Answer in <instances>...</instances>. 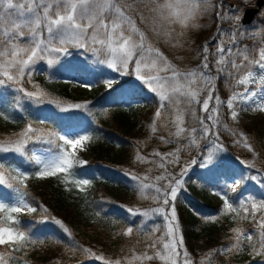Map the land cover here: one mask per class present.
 Listing matches in <instances>:
<instances>
[{"label":"rangeland","instance_id":"1","mask_svg":"<svg viewBox=\"0 0 264 264\" xmlns=\"http://www.w3.org/2000/svg\"><path fill=\"white\" fill-rule=\"evenodd\" d=\"M256 1L257 0H250L249 3L245 4L243 3V0H227L226 2L223 0L225 5L242 8L243 12L247 8H256ZM13 2L16 3L18 0H13ZM119 2L122 10L125 11V14L130 16L135 22L136 27L144 32L147 44L159 49L160 52L167 57L168 61L181 71L197 69V65H194L195 60L190 61L193 58L192 53H185L184 51L187 50L189 43L186 38L187 30L189 28H196L192 25L198 26L199 16L197 17V15L200 10L189 20L188 26L185 27L178 21L171 22V20L175 18L165 19L164 17H169V12L171 10L163 7V5L170 2L173 4L175 11L183 14L184 10L187 8V5L183 3V0H179V3L177 0H119ZM211 2L217 4L220 0H211ZM127 3H133L138 11L127 9ZM153 9L156 11H153ZM15 11V9L9 10V12L13 13ZM214 12L216 14L215 9ZM243 12L241 13L242 17ZM260 12H264V4L252 20L251 24L253 26L249 28V30L257 28L258 26L264 27V16L259 15ZM141 14L143 19H141ZM104 15L105 17H108L110 12H105ZM226 22L230 24L229 28H227L228 24H226L223 29L231 30L233 28V21L225 20L224 23ZM238 23L241 24V19ZM88 32L91 34L92 29H88ZM213 32H217L216 23ZM165 33H168L169 35H165ZM27 39L28 37L25 36V38L19 41V43L23 45L26 43ZM262 41H264V31H261L255 38H249L246 36L245 38L240 39L239 43L242 47L246 45L249 49H257L264 47ZM205 43H207L209 51L210 75L216 78L214 84L216 82L218 83L217 78H220L223 85V89L221 91L215 90L213 96L215 97L218 95L221 101L226 102L230 99L233 93L242 92L245 86L237 85L234 79H229L224 73L216 71V68L213 66L215 64V58L211 55V53H213L212 48H215L216 45L213 36L209 35L201 39L202 48ZM229 44L230 41L225 37V49L229 47ZM68 52L70 53L69 55L61 57L58 61L54 60L51 65L47 63V59L37 61L31 66V74H28L26 71L25 77L20 83L8 80L6 77H0L5 80V83L0 85V112H4L7 116V118H5V116H0V132L2 133L1 136H3L0 137V148L13 146L15 142L21 139L20 134L25 131L28 125H31L35 130L34 134H30L34 135V138L28 140L23 147L24 149L29 148L33 161L35 156H40L42 159H48L64 152L65 150L71 151L70 146L65 145L64 140H61L60 137H64L65 139H79L85 135L90 136L89 123L82 118V114L90 101L88 97L91 96L93 92L92 88L86 87V85H93V82L91 78H83L81 75L84 76L85 73L91 70V66L96 63L97 66L101 67V69L106 72L105 76L102 77V81H105L106 79H112L115 81L111 88L107 87L104 83L107 89H112L120 83L123 84L126 75H121L120 72L108 67L107 63L99 62V60L106 59V54L103 51L94 54L90 50L69 46ZM183 52L189 56L185 55ZM56 55L58 54H51V56ZM253 55H255V53H253ZM239 62L240 60L237 58V63ZM200 64L201 59L198 61L199 66ZM61 67H63L67 74H65L63 78L58 77L55 80H52L50 77H53L54 70ZM3 70V68H0V71ZM8 70L10 75H16V70L14 68ZM251 70L259 75L260 70L258 68L253 67ZM128 71H130V79L127 80L129 81V84H125L124 86L126 87V92L129 94L127 95V99L134 104H141L140 98L144 97L145 99H149L148 103L152 104L154 108V118L151 120L149 134L144 139L146 141V147L150 150L148 152L150 156L137 154L147 158L144 162L138 160L137 155L133 158L134 163L140 167L141 172L139 175H129L134 186L130 181H127L129 186L133 187V189L135 188L138 198L145 201L146 205L141 208L136 207L134 211L137 213L136 215H133L128 211L127 220L122 225H105L97 219L100 218L99 216L96 217V220L89 219L90 224L86 227L88 229L87 233L92 235L91 232L97 230L96 227H98L105 233L106 238H108V244L105 246V251H91V255L95 257L102 256L105 260L113 262V264L117 260L120 261V264H168L167 261L161 260L155 256L157 251L162 250V243L158 242L155 248H151L149 245L154 240H169V237L165 235L168 223L165 214L154 212L155 209L163 207L165 213H167L169 206H164L153 198V187L145 188L143 194H141L137 189V184L141 179L146 177L147 179H144V183L149 185L155 183L162 189L165 188L168 185L167 180L155 181V177L166 174L165 168L160 167V158L153 156L152 154L154 152H159L161 155H166L175 152L179 147L181 149L179 153L180 162L178 164L168 163L167 171L177 179L183 180V184L178 190L177 199L175 201L176 217L179 222V233L182 234L184 240L183 247L186 248L190 254L193 264H201V262H203V264H264V253H261L260 255H251V245L246 240L243 242L241 250L234 249L223 255L220 254L219 249L226 248L234 242L236 234L232 229H239L246 234H254L258 229L256 222L251 219V211L248 213V218H244V212L242 209L239 211V215L230 211L225 213L222 211L224 208L223 200L220 195H217V192H226L227 199L233 205L246 200V198H254L256 201H264V185L256 182V179H260L261 175L257 173V170L250 173V171H247L238 165L234 166L231 177H226L221 174L215 175L213 171H215L216 168L222 166L224 168L222 161L225 157V151L221 150L220 147H217L218 143L215 142L213 138L211 139L209 137L198 139V147L190 145L189 133L191 129L199 123L198 118L201 116L206 118L207 113L201 112L200 105H186L183 103L184 98L181 97L179 109L183 111L182 126L188 131L181 136L173 135L177 129L173 123L175 117L172 110L169 108L168 101H164V108L161 110V116L159 119H156L155 113L160 105L158 96L151 92L147 85L136 79L131 64L129 65ZM244 71V69H241V72L237 75H242ZM96 73L99 75L97 79H100V70H97ZM160 75L165 76L167 73L161 72ZM226 80H228V83H226ZM53 81H64L69 83L68 92L72 98L66 99L62 97L60 95L62 93L61 88H55L52 85H48L53 83ZM247 87L249 91L257 88L264 90V84L259 83H250ZM18 88H23L25 92H39L41 95L38 99L35 97L29 98L25 96L24 93L17 91ZM207 94V89L200 91L199 99L201 102L207 97ZM135 96L140 98H136ZM261 99H264V97H261ZM13 100L17 102L22 100L28 107H32L31 117L38 120L30 124L21 125L18 122V114L10 106ZM234 103H236L239 112L237 119L232 120L230 118L229 109L226 106L221 105L220 112L222 114V120H228L231 122V126L240 128H243L244 125L251 122L258 123L255 131L252 132V135H238L236 138V144L238 147H245V142L247 145H254L260 141L259 143H261V147L264 149V120L259 118L264 114V111L258 109L243 111V105L239 101ZM76 104H80L82 107L79 109L69 107L70 105ZM193 107L195 109V115L192 114ZM83 116L85 115L83 114ZM153 123H155V132L152 131ZM260 132H263L262 136L260 135ZM196 135L199 137V131ZM162 136L170 142L163 143L160 139ZM153 140H156V142L149 146L148 143ZM49 141L51 143H49ZM94 143L93 138H91L89 141L85 142L83 149L78 148L76 150L75 159L86 161V163L83 165L74 163L73 167L85 166L92 160L94 157L92 154V146L95 145ZM210 152L214 155L215 159L209 163L207 167L201 166V161H207ZM17 157H20V155L15 152H0V161L11 165L12 168L22 170L27 177L26 179H23V182L21 183L17 179L19 173L12 171L9 167L0 168V173H3L4 179L7 182L4 185H0V196L3 197L6 207L12 206L15 203L16 193L13 190L14 188H19L23 192L25 185L28 184L29 181H32L34 184H43L46 179L52 177L39 178L35 174L32 175L27 162H24L25 166L23 167L14 162ZM168 159L171 160L172 157L168 156ZM193 160L195 163H192ZM251 160L256 165L255 168H263V165L260 167L262 161L257 156H252ZM185 166L188 168V171L183 177H181L179 174ZM132 176H136L138 179L133 180ZM244 177H247L248 179H242ZM252 177H255L256 179H252ZM236 180H242V182L234 184ZM7 184L13 185V188H9ZM78 184L84 191L89 190L91 187L90 183L87 185L82 183ZM229 186L234 187V190H231ZM24 200L28 203L25 196ZM169 203L171 205L172 202L170 201ZM135 206L136 205H134L133 208ZM123 207L126 208L127 206ZM186 209H190L193 217L198 218L196 227H189L188 229L184 227L183 221L181 222L182 216L180 213L183 212V214H185ZM33 213L34 212H28L25 210L22 213H13L12 215L19 221L20 217H31ZM142 213H147V215H142ZM6 215V213H0V218L3 223L2 226L13 225L6 220ZM261 216H264V209L256 211V219L258 220ZM217 221L230 224L231 236L226 244L210 250H206L207 248L202 243L199 244L196 241L194 242L193 248V243L188 244L189 241L187 234H193L196 236L199 234L200 228H203L205 224L215 223ZM129 227L133 228L131 236L125 235ZM34 238L37 240L40 239L37 236ZM93 239L94 236L92 237V240ZM256 242L257 236L254 234L252 243L256 244ZM145 253L154 258L152 260L135 259V257L143 256ZM100 261L102 260H99V262Z\"/></svg>","mask_w":264,"mask_h":264},{"label":"snow or ice","instance_id":"2","mask_svg":"<svg viewBox=\"0 0 264 264\" xmlns=\"http://www.w3.org/2000/svg\"><path fill=\"white\" fill-rule=\"evenodd\" d=\"M179 3V0H177ZM250 0H243L247 4ZM187 5L183 14L175 11L172 3H166L163 7L170 9L169 17L165 19H172L171 22L178 21L183 26H188L189 20L203 9V12H210L213 9L216 11L217 32L213 39L216 40L215 51L211 55L215 58L217 72H222L229 79H234L237 85H244V90L239 93H233L229 100L221 101L219 96H213L215 91V77L210 75L209 69V51L208 45L205 43L202 48L201 64L197 69L189 71H181L164 56L159 49L152 47L146 43L144 32L136 27L135 22L130 16L125 14L122 10L119 0H18L14 3L13 0H0V77H6L8 80H13L20 83L26 74H31L32 67L37 61L47 59V63L51 65L54 60L58 61L63 56H67L69 46L78 47L85 50H90L94 54L103 51L106 54V59L99 60L100 63H107L108 67L120 72L121 75H128L129 65L131 64L134 70L136 79L147 85L148 89L155 93L160 101L159 109L155 113V118L159 119L161 110L164 108V101H168L169 108L174 114L173 123L176 126L175 136H181L188 131L183 125V111L179 109L181 97L183 103L188 106L200 105L202 113H207V117H199V130L192 128L189 137L190 145L198 147V139H205L210 135H215L217 140L219 135L214 131L216 125L221 122V105L226 106L230 112V118L236 120L239 112L236 107V101L242 105L243 111H251L258 109L264 111V90L259 88L249 91L247 85L250 83L264 84V47L257 49H249L246 45L241 46L240 39L255 38L264 27L258 26L254 29H246L238 21L242 19V8H235L225 5L223 0L219 3L213 4L211 0H183ZM55 6V7H54ZM127 9L131 11H138L133 3L126 4ZM15 9L16 11L9 12ZM153 11H156L153 9ZM110 12L108 17L104 13ZM259 15L264 16V12ZM141 19L143 16L141 14ZM225 20L233 21V28L225 30L220 27V24ZM197 27L196 25H192ZM88 29H92L89 34ZM127 33V34H126ZM165 35H169L165 33ZM25 36L28 37L25 44L21 45L19 41L23 40ZM230 41L229 47L225 49L224 38ZM264 43V41H262ZM99 46V47H97ZM52 53L58 55L51 56ZM255 53V55H253ZM237 58L240 62L237 63ZM230 65V67H229ZM255 67L260 70L259 75L251 69ZM14 68L16 75H10L8 69ZM244 69L242 75H237ZM167 73L161 76L160 73ZM5 80L0 78V85H3ZM107 87L111 88L113 83L112 79L103 81ZM228 83V80H226ZM167 86V87H166ZM86 87H93V85H86ZM207 89V97L203 102L199 99L200 91ZM17 91L24 93L29 98H39V92H25L23 88H18ZM211 106V109H210ZM69 107L81 108L80 104L70 105ZM192 114L195 115L193 107ZM0 116H7L4 112H0ZM210 122V123H209ZM227 129V125H223ZM152 131L155 132V123H153ZM199 131V137H197ZM35 130L31 125H28L24 132L20 134L21 139L14 143L11 147L0 148V152H15L20 156H25L23 145L28 140L34 138ZM235 135V133H233ZM65 145L70 146L71 151L65 150L64 152L54 155L48 159H42L40 156L34 157V163L39 165L35 175L39 178H46L55 176L58 173H67L74 163L83 165L86 161L76 160V150L83 149L85 142L91 139L90 136H83L79 139H65ZM163 143H169L168 139L163 136L160 137ZM246 140V138H245ZM49 143H51L49 141ZM187 147V146H186ZM222 150V146L217 145ZM245 147L251 151V147L245 142ZM181 149L178 147L175 152L166 155H161L159 152H154L152 155L160 158V167L165 168V175L155 177V181L167 180L168 185L161 188L157 184H146L144 179H141L137 184V189L143 194V190L148 187L154 188L153 198L156 199L164 206L168 207V212L165 213L163 207L157 208L154 212L165 214L167 219L166 236L169 237L167 241L154 240L149 247L155 248L156 244L162 243V250L157 251L155 256L161 260L167 261L168 264H193L192 258L187 249L183 247L184 240L182 234L179 233V222L176 217L175 201L177 199L178 190L183 184L182 179H177L167 171V164H178L179 153ZM168 156L172 159L169 160ZM33 157H28L32 160ZM137 159L144 162L147 158L137 155ZM215 159L214 155L210 152L207 161L202 160L201 166L207 167ZM192 163H195L193 160ZM252 167L251 164L248 165ZM5 165L0 161V168ZM12 171L19 173L17 179L22 183L26 179L24 172L18 168L8 166ZM188 168L185 166L180 172L183 177L187 173ZM129 175V173H126ZM133 180H137L136 176H132ZM244 180L247 177L242 178ZM252 179H256L252 177ZM174 181V183H173ZM242 180H236L234 184L241 183ZM258 184L264 185V175L260 179H256ZM7 182L4 179L3 173H0V185ZM87 185L89 181H78ZM9 188L13 185L7 184ZM231 190L234 187L229 186ZM170 189V190H169ZM15 203L12 206L6 207L3 197L0 196V213H6V220L13 225H19V221L14 218L13 213H22L27 210L28 212H36L35 207H30L24 200V193L19 188H14ZM223 200V212H233L239 215L242 209L244 218H248V213L251 211V219L257 224L258 231L254 233L257 236L256 244H253V233H244L239 229H232L236 234L234 242L226 248L219 249L220 254L241 250L243 242L246 240L251 245V255H260L264 253V216L256 219V211L264 209V201H256L254 198H246L233 205L227 199L226 192H217ZM172 202L171 205L169 202ZM130 213L136 215L132 209H128ZM147 215V213H142ZM211 219V218H205ZM60 224L59 221H56ZM63 227V225H61ZM68 232L67 228L63 229ZM29 229H20L19 227L0 226V246H8L9 251L0 252V264H8L12 252L26 249L29 245L36 243H43V241L35 240L31 235H28ZM133 228L129 227L125 235L131 236ZM70 235V233H69ZM258 245V246H257ZM86 252L90 250H84ZM94 255V254H93ZM102 260L103 264H113L105 260L102 256L95 257ZM154 257L145 253L143 256L135 257L139 260H152ZM114 264H120L117 260ZM203 264V262H201Z\"/></svg>","mask_w":264,"mask_h":264},{"label":"trees","instance_id":"3","mask_svg":"<svg viewBox=\"0 0 264 264\" xmlns=\"http://www.w3.org/2000/svg\"><path fill=\"white\" fill-rule=\"evenodd\" d=\"M227 0H224L226 2ZM198 26L187 30L186 38L189 41L185 53L191 52L192 60H195L197 68L198 61L202 59L201 39L205 36H213V28L216 21L214 9L210 12H203L200 9L198 13ZM220 24L221 28H225L228 22ZM217 25V23H216ZM228 24V27L229 28ZM253 25L245 26L246 29ZM216 40L214 39V43ZM215 51V48H212ZM183 52V53H184ZM184 53V54H185ZM189 56L188 54H185ZM192 57V56H191ZM132 68V65H131ZM100 70L101 77L96 73ZM131 71V70H130ZM130 71L126 75L123 84L114 89H106L102 77L105 76V70L97 66L96 63L91 66V70L81 75L83 78H91L93 82L92 94L87 104L82 118L89 123V135L94 140L92 146L93 158L85 166H75L68 170L67 173H58L49 177L43 184H34L29 181L24 187V196L31 207L36 208V212L31 217L22 216L19 225H11V227H19L20 229H29L28 235L33 238L37 236L43 243L29 245L26 249L12 252L13 258L9 259L8 264H103L91 255V251L104 252L105 246L108 244V238L105 233L98 227L97 230L87 233V226L90 224L89 219L96 220L107 224L122 225L127 220L128 209L135 211L136 207H144L145 201L138 198L135 188L129 186L127 181L131 182L129 175L140 174V167L134 163V157L137 154L150 156V151L146 147L144 140L149 134L151 120L154 118L153 105L148 103L149 99L140 98L141 104H134L126 100L127 95L125 84H129ZM65 71L63 67L54 70L53 78L63 77ZM215 83V90L223 89L220 78ZM44 80V79H43ZM48 85L55 88H61L60 94L64 98L71 99L69 91V83L53 81ZM63 86V87H62ZM130 86V85H129ZM226 96V95H225ZM11 108L18 114V122L21 125L30 124L37 121L31 117V108L24 101H12ZM259 118L264 120V114ZM227 125V129L223 125ZM258 123L251 122L244 125L243 128L231 126L228 120H222L214 129L218 133L219 139L215 135L208 136L213 138L222 150L225 151V157L222 161L224 168H216L213 173L225 176L232 175L235 165L244 168L250 173L257 170L261 176L264 175V149L261 147L260 141L249 148L238 147L236 138L238 135H252ZM20 126V125H17ZM199 123L194 128L199 130ZM198 132V131H197ZM235 133V135H233ZM0 132V137L1 136ZM263 135V132H260ZM145 143H144V142ZM156 140L148 143L151 146ZM26 155L20 156L14 162L19 166H25L28 163L31 174L34 175L38 170L33 160H28L30 155L29 148L24 149ZM252 156L261 159L262 169L255 168ZM201 159V158H200ZM251 164L252 167L248 165ZM8 168L9 164L4 163ZM129 173V175H126ZM220 177V176H217ZM87 180L91 184L89 190L84 191L79 187L78 181ZM132 183V182H131ZM134 186V184L132 183ZM136 205L134 208L133 206ZM123 206H127L124 208ZM95 214V215H92ZM182 216L184 227H196L198 218L193 217L190 209L180 213ZM184 216V217H183ZM59 221L60 224H57ZM0 218V226H2ZM63 225V227H61ZM64 228L68 232H64ZM70 233V235H69ZM191 233V232H190ZM187 234L188 244L194 246L196 241L203 244L207 249H214L227 243L231 236L230 224L227 222L207 223L200 228L199 234L192 236ZM94 239L92 240V237ZM191 249V248H190ZM84 250H90L88 252ZM9 251L8 246H0V252Z\"/></svg>","mask_w":264,"mask_h":264},{"label":"water","instance_id":"4","mask_svg":"<svg viewBox=\"0 0 264 264\" xmlns=\"http://www.w3.org/2000/svg\"><path fill=\"white\" fill-rule=\"evenodd\" d=\"M256 6L258 8L262 7L263 6V1L259 0L256 3ZM257 13H258V10H256V9H249V10L245 11V14H244V17H243V20H242V24L249 23Z\"/></svg>","mask_w":264,"mask_h":264}]
</instances>
